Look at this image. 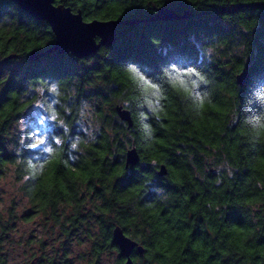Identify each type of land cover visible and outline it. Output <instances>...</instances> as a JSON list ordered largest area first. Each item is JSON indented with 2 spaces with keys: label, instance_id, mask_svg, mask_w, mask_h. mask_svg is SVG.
<instances>
[{
  "label": "trees",
  "instance_id": "trees-1",
  "mask_svg": "<svg viewBox=\"0 0 264 264\" xmlns=\"http://www.w3.org/2000/svg\"><path fill=\"white\" fill-rule=\"evenodd\" d=\"M59 3L81 10L85 20L138 21L119 26L116 43L93 56L52 53L32 61L33 50L53 45L50 25L13 0H0V175L13 173L22 182L33 209L24 218L41 215L68 241H91L90 264H101L96 254L106 245L117 250L116 263L124 264L112 241L116 225L144 248L133 251L135 264H264V145L250 143L243 126L245 113L264 110V0ZM160 6L191 15L148 21ZM244 70L248 80L240 85L236 76ZM51 82L59 83L65 95L56 97L46 88L39 92ZM153 86L161 88L163 100ZM250 90L254 93L242 107ZM197 91L208 94L199 115L189 99ZM36 102L51 118L50 126L19 130ZM86 102L93 103L100 130L94 143L78 151L70 145L86 137L77 111ZM118 104L130 110V128L119 117ZM149 104L164 107L158 122L157 114L148 116L154 142L135 143L140 162L126 168L137 112H150ZM47 148L56 149V155ZM29 160L47 163L42 175L22 181L20 162ZM224 161L230 177L216 171ZM161 164L167 167L164 176L157 173ZM145 176L164 189L166 201L143 195ZM10 222L0 211V264H12L2 251ZM46 259L71 264L67 248L58 262ZM40 260L27 264L46 263Z\"/></svg>",
  "mask_w": 264,
  "mask_h": 264
},
{
  "label": "water",
  "instance_id": "water-1",
  "mask_svg": "<svg viewBox=\"0 0 264 264\" xmlns=\"http://www.w3.org/2000/svg\"><path fill=\"white\" fill-rule=\"evenodd\" d=\"M21 8L32 14L38 20L46 21L54 35L53 45L45 50H33L29 59L35 61L43 56L52 53L70 54L77 58L90 57L96 54L102 47H110L118 39V27L136 23L137 19H93L85 20L81 10L73 11L70 6L64 3L56 4V0H13ZM191 13L186 10L182 13L173 8L160 6L155 9L148 21L178 20L187 18ZM9 56L8 58H10ZM7 58V59H8ZM237 83L243 85L248 80V72L242 71L236 76ZM119 117L127 122L128 128L133 125L132 115L129 109L123 105H116ZM140 162V155L136 146L127 149L125 167L137 166ZM159 176L167 174V167L161 164L158 171ZM112 241L120 249L121 255L125 258L124 264H135L132 253L136 250L143 253L144 248L135 239L125 233L116 225L112 233Z\"/></svg>",
  "mask_w": 264,
  "mask_h": 264
},
{
  "label": "rangeland",
  "instance_id": "rangeland-1",
  "mask_svg": "<svg viewBox=\"0 0 264 264\" xmlns=\"http://www.w3.org/2000/svg\"><path fill=\"white\" fill-rule=\"evenodd\" d=\"M94 110L93 103L86 102ZM87 111V110H86ZM94 114V111H93ZM51 118L45 112L41 102H36L28 111L27 115L18 123V129L24 130L27 126L36 124L38 130L46 129L50 126ZM83 127L89 129L95 121L84 118ZM0 211L3 219L11 218L10 224L13 226L11 235L4 238L2 242L3 253L9 258L12 264H27L32 259L41 261L46 258H55L58 262L62 259L64 248H67L71 264H90L89 241L77 243L68 241L58 235L57 229L51 222L46 221L41 215H33L26 219L24 216L31 212L32 206L22 191V182L17 181L13 173L0 175ZM12 212V214L10 213ZM63 244H65L63 246ZM113 257L114 264H117V250Z\"/></svg>",
  "mask_w": 264,
  "mask_h": 264
},
{
  "label": "clouds",
  "instance_id": "clouds-1",
  "mask_svg": "<svg viewBox=\"0 0 264 264\" xmlns=\"http://www.w3.org/2000/svg\"><path fill=\"white\" fill-rule=\"evenodd\" d=\"M201 81H204L205 84L208 83V81L204 80V77H200ZM169 84H171V81H169ZM199 83L194 82L193 87H198ZM157 88L158 91H160V98L163 100V91L159 86H154ZM45 88L49 93L55 94L56 97H61L65 95V92L61 90V86L57 82H51L47 83L44 86H41L39 88V92L43 94L45 92ZM183 94L182 90H178ZM254 93V90H250V95L248 98H245L242 100L241 104L242 107L246 106L248 103V99L251 98V94ZM207 93H204L203 95L197 91L194 96L189 97L191 104H192V111L195 115H199L200 107L205 103L207 100ZM59 102V100H57ZM127 106V105H125ZM255 106V105H254ZM150 112L145 111H138L136 115V124L134 125V130L136 132V136H133L132 139L135 143H139L142 145H151L154 142L155 132L154 128L151 122L148 120V116L150 114H157V122H158V114L163 113L164 107L163 104H157L155 107L152 105H148ZM87 110V111H86ZM68 111H71V109H68ZM78 114L81 118H90L91 121H95L94 124L89 129H86V137L80 138L77 137L70 145L71 149L83 151L84 149L81 147V145L87 146L90 143H94L97 139V133L100 130V121L97 117L93 114V111L91 110V106L87 103H84L83 107H80L77 109ZM245 118L243 121L244 130L246 133V137L249 140L250 143L253 145H264V110L257 111L255 114L251 112H247L244 114ZM61 123L63 121L61 120ZM67 127V126H66ZM131 135V134H130ZM58 145L61 143V141H57ZM47 152L51 153L53 156L56 155V149L53 148H47ZM74 159V157H70ZM22 168L24 170V175L22 177V181H26L29 179V177H34L38 175L43 174L44 167L46 166L47 160H45V164L36 163L33 164L30 160L29 161H21ZM157 161H152V165L156 166ZM221 170H225L227 172V175L230 177L232 175V169L229 166L227 161H224L221 165H219L216 168L217 173L221 172ZM132 169H129V172H131ZM198 177L200 176L199 172L195 173ZM141 180L144 185V193L143 195L146 197H152L154 200H156L159 203H163L167 199V194L164 191V189L154 183L153 179L150 177H141ZM222 182V177L217 178L216 183L219 184ZM214 205H209V208H214ZM99 238V237H98ZM133 239H136L135 235L133 234ZM91 241H89V245H91ZM101 264H114L113 257L116 255L115 252L110 253V249L108 246H105V250L103 252L96 254ZM91 259V257H90Z\"/></svg>",
  "mask_w": 264,
  "mask_h": 264
},
{
  "label": "snow or ice",
  "instance_id": "snow-or-ice-1",
  "mask_svg": "<svg viewBox=\"0 0 264 264\" xmlns=\"http://www.w3.org/2000/svg\"><path fill=\"white\" fill-rule=\"evenodd\" d=\"M140 79L143 80L144 78L141 76ZM153 87H154V86H153Z\"/></svg>",
  "mask_w": 264,
  "mask_h": 264
}]
</instances>
